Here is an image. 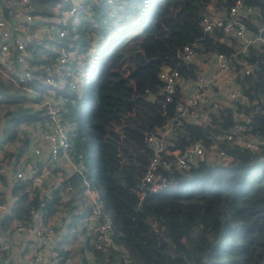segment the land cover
I'll use <instances>...</instances> for the list:
<instances>
[{"label":"trees","instance_id":"trees-1","mask_svg":"<svg viewBox=\"0 0 264 264\" xmlns=\"http://www.w3.org/2000/svg\"><path fill=\"white\" fill-rule=\"evenodd\" d=\"M121 1L122 9L112 19L104 0H84V9L77 13L84 17L59 22L66 32L53 33L52 39L36 44L33 50L34 60L50 65H56L61 45L73 52L51 81L38 83L37 93L51 96L54 91L61 109L64 106L63 117L73 125L69 152L83 170L62 181L73 185L70 200L85 180L96 188L110 217L114 245L88 244L93 264L113 260L122 264L123 253L131 264H264L263 113L251 112V124L261 140L256 151L223 144L231 155L227 161L199 159L182 170L160 168L166 184L154 191L141 179L152 155L145 135L173 115L177 96L175 92L165 101L157 91V70L162 64H175L181 73L189 74L173 52L192 40H198L205 50L221 51L234 59L230 56L232 41H223L220 29L202 31L199 22L210 2L221 6L230 0ZM245 1L257 5L264 20V0ZM35 5L47 16L53 6H67L69 1L36 0ZM79 69L82 82L73 89L71 76ZM85 77L91 78L89 98L82 89ZM239 80L249 99L257 96L264 89V63L259 62ZM24 97L22 90L10 92L0 83V102L6 101L7 114L0 142L17 137L20 121L39 117L38 108L21 103ZM240 107L250 112L251 107ZM219 112L211 114L208 126L220 117L221 128H227L230 109L219 108ZM206 129L185 122L176 144L195 139L207 144ZM26 184L16 179L11 188L18 217H26L30 206L37 204L36 194L27 196ZM57 196L55 188L51 199H45V215L54 209ZM60 252L67 254L66 249Z\"/></svg>","mask_w":264,"mask_h":264},{"label":"built area","instance_id":"built-area-1","mask_svg":"<svg viewBox=\"0 0 264 264\" xmlns=\"http://www.w3.org/2000/svg\"><path fill=\"white\" fill-rule=\"evenodd\" d=\"M68 1L67 6H53L52 14L46 16L37 10L36 0H0V83L5 84L10 92L22 90L25 97L21 103L40 110L37 119L18 123L17 137L0 142V174L11 178L9 190L16 179H23L27 181V196H37V204L30 206L29 214L18 217L14 210L16 195L5 194V188H0V232L10 238L25 235L33 238L25 242V264H39L42 249L47 245L50 247V264H76L69 261L70 244L63 239L70 220V209L65 203L70 201L73 185L62 181L73 172H81L83 167L69 152V134L73 125L62 115L64 106L61 109L54 91L51 96L37 93L38 83L51 81L73 52L62 45L58 47L56 65L34 60L33 55L36 44L52 39L53 33L62 35L66 32L59 22L65 23L70 17L76 22L84 17L77 14L84 9V0ZM104 1L110 8L109 16L122 9L121 0ZM261 17L260 8L245 0H230L221 6L210 2L200 16L201 30L210 32L213 28L220 29L224 34L222 40L232 41L230 56L234 59L221 51L205 50L198 40H192L173 52L189 74L181 73L175 64H162L157 70L160 81L157 91L165 101L172 99L175 92L177 96L173 115L145 135L152 155L141 179L149 185V191L166 184L160 168L182 170L199 159L227 161L231 155L223 144L250 151L259 148L261 140L251 124V112L258 110L264 114V89L249 99L242 91L239 79L257 67L259 62L264 63V20ZM71 78L69 86L78 89L82 82L81 69ZM46 89L51 91V88ZM149 96L153 97L152 94ZM4 103L6 101L0 102V138L7 116ZM238 104L251 107L250 112L243 110V107L238 108ZM8 105L12 107L11 103ZM225 107L230 109L228 127L221 128L219 122L222 118L219 116L216 124L208 126L211 114L217 116L220 114L219 108ZM185 122L207 126L208 143L195 139L181 146L176 144V139L184 132ZM83 182L82 198L77 202L81 224L94 247L114 245L110 217L101 206L96 188L85 180ZM55 188L58 196L53 204L54 209L45 215V199H51ZM78 226L75 224V227ZM6 241L7 238H0V264H10ZM81 247L87 251L89 262H93L94 256L84 240ZM60 249H66L67 254L62 256ZM123 256L122 264H131L126 253ZM77 264L84 263L80 261ZM106 264L120 263L113 260Z\"/></svg>","mask_w":264,"mask_h":264},{"label":"crops","instance_id":"crops-1","mask_svg":"<svg viewBox=\"0 0 264 264\" xmlns=\"http://www.w3.org/2000/svg\"><path fill=\"white\" fill-rule=\"evenodd\" d=\"M6 156V153L4 154V158ZM40 159V158H39ZM42 162H40L41 164ZM39 164V165H40ZM11 181V178H8L6 175L0 174V188H5L6 192L5 194H11V189L9 190V185ZM74 195L72 199L69 202H66L65 205L70 209L72 206L77 207L74 202ZM77 204V203H76ZM78 205V204H77ZM79 217V210L76 212V214H73V212L70 211V220L68 224L66 225L65 230V236H63V239L70 244V258L69 261L72 263H79L80 261L84 264H93V262H89L87 251H84L82 249V240H84V244H91L92 239L90 240V237L88 234H86L85 229L83 225L81 224V219ZM75 224H79L80 226L75 227ZM8 236V235H7ZM0 238H7L8 241V250H9V259L10 264H25L23 263V249L25 248V242L28 240L33 239L31 235H25L23 237L17 236L10 238L5 237L3 233L0 232ZM50 247L47 245L43 247L42 249V256L39 264H50Z\"/></svg>","mask_w":264,"mask_h":264},{"label":"rangeland","instance_id":"rangeland-1","mask_svg":"<svg viewBox=\"0 0 264 264\" xmlns=\"http://www.w3.org/2000/svg\"><path fill=\"white\" fill-rule=\"evenodd\" d=\"M107 5V4H106ZM108 12H109V10H108ZM109 16V15H108ZM115 16V13L113 14V15H111V16H109V17H111L112 19H113V17ZM111 22H113V20H111ZM118 22V20L116 21V23ZM95 66V65H94ZM95 68V67H94ZM93 71H94V69H93ZM90 77H85L84 78V80H83V87H82V89L84 90V92H85V94H86V97L87 98H89V92H88V90H89V86H90ZM81 110L82 111H84V106H83V104H82V108H81ZM86 135H88L87 133H86ZM89 137V136H88ZM81 190L82 189H80L79 188V190H77V192L75 193V197H74V202H75V205L77 206V207H71L70 208V211L71 212H73V214H76V212L79 210V206L76 204L78 201H80L81 200V198H82V193H81ZM83 200V199H82Z\"/></svg>","mask_w":264,"mask_h":264}]
</instances>
